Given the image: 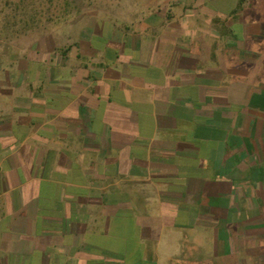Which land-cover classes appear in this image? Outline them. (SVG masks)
Here are the masks:
<instances>
[{
    "label": "crops",
    "instance_id": "1",
    "mask_svg": "<svg viewBox=\"0 0 264 264\" xmlns=\"http://www.w3.org/2000/svg\"><path fill=\"white\" fill-rule=\"evenodd\" d=\"M216 1L0 39V264H264V29Z\"/></svg>",
    "mask_w": 264,
    "mask_h": 264
},
{
    "label": "rangeland",
    "instance_id": "2",
    "mask_svg": "<svg viewBox=\"0 0 264 264\" xmlns=\"http://www.w3.org/2000/svg\"><path fill=\"white\" fill-rule=\"evenodd\" d=\"M165 1L167 0H0V39L43 33L87 14H129V4L137 3L140 9L146 10ZM216 3L223 10L229 11L235 6L236 0H220ZM238 15H246L249 20L260 23L264 29V0L247 1ZM248 162L250 168L247 178L250 186L255 187L252 188L253 194L249 196L252 200L248 202L250 211L243 212V219H248L245 236L248 238L249 252L254 254L257 247L264 245V148L258 159L254 160L250 156Z\"/></svg>",
    "mask_w": 264,
    "mask_h": 264
},
{
    "label": "trees",
    "instance_id": "3",
    "mask_svg": "<svg viewBox=\"0 0 264 264\" xmlns=\"http://www.w3.org/2000/svg\"><path fill=\"white\" fill-rule=\"evenodd\" d=\"M247 1L249 0H236V5L234 9L232 10V12L230 13V17L232 19H234L235 16L238 15L244 9V5Z\"/></svg>",
    "mask_w": 264,
    "mask_h": 264
}]
</instances>
